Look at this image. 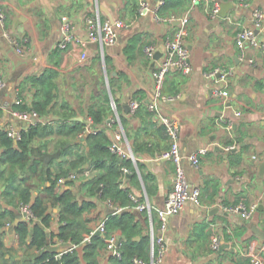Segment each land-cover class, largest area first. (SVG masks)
Wrapping results in <instances>:
<instances>
[{
  "label": "crops",
  "instance_id": "1",
  "mask_svg": "<svg viewBox=\"0 0 264 264\" xmlns=\"http://www.w3.org/2000/svg\"><path fill=\"white\" fill-rule=\"evenodd\" d=\"M147 1L153 9L158 8L160 0ZM176 1L161 13L188 16L184 41L190 50L191 71L182 74L170 70L163 87L170 99H157V105L179 122L180 163L188 181L199 185L201 192L197 202L188 200L168 217L166 253L161 264H250L248 254L258 252L264 244V27L256 30L261 46L242 57L235 36L253 23L254 10L264 13V0ZM215 3L219 10L212 17ZM0 12V79L4 81L0 87V132L9 125H26L13 111L31 103L36 90L31 77L54 68L58 72L55 109L66 99L81 118L90 103H107L108 95L111 115L126 119L124 125L121 121L107 124L106 118L110 137L121 127L125 133L123 143L127 148V142L132 150L136 131V182L129 171L122 184L136 195H146L154 208L162 207L175 173L171 160L158 157L159 151L168 147L165 129L153 115L148 117L151 122L144 120V109L140 111L142 116L134 115L135 111H127L124 105L132 99L140 103L154 99L152 71L161 57L164 40L179 26L178 22L159 21L153 12L140 15L138 0H0ZM93 14L103 20L122 19L127 26L118 30L112 42L89 39L86 17ZM65 21L73 38L62 48ZM5 31L19 40L23 53L8 41ZM148 44L154 45L152 56L144 50ZM216 67L230 69L231 73L225 80L205 75ZM221 88L228 95H219ZM16 96L23 103L16 104ZM45 118L53 121L50 116ZM222 118L233 121L231 130ZM100 126L91 123L93 130ZM3 149L0 145V155ZM200 149L205 151L194 166L189 156ZM81 178L77 175L74 189ZM37 189H31L32 195ZM11 194L17 195L15 190L4 194L0 181V202L12 209L7 202ZM77 194L78 200L83 198ZM253 202L257 206L248 218L225 208L237 204L248 207ZM49 209L52 219L47 231L56 232L58 208ZM108 211L109 207L101 202L84 216L92 228ZM134 213L144 234H148L150 215L155 223L158 221L155 209L150 215L146 210ZM16 216L17 221L22 214L17 212ZM213 233L221 236L216 250L211 248ZM0 240V252H6L0 255V264H23L28 250L19 243L10 220L0 228ZM70 245L60 240L52 244L57 250ZM108 256L104 246L98 254L99 264H106Z\"/></svg>",
  "mask_w": 264,
  "mask_h": 264
},
{
  "label": "trees",
  "instance_id": "2",
  "mask_svg": "<svg viewBox=\"0 0 264 264\" xmlns=\"http://www.w3.org/2000/svg\"><path fill=\"white\" fill-rule=\"evenodd\" d=\"M175 3L176 0H164L158 12L161 13ZM57 75L54 68H48L38 76H32L31 80L36 85L34 97L30 104L19 106L20 110L33 109L41 117L50 116L53 121L26 124L17 140L8 136L6 131L0 132V145L4 147L0 155V181L4 184V194L7 195L12 190L17 193L11 194L12 198L7 201L13 206L12 209L0 202V228L8 220L13 223L19 243L28 250L22 260L23 264H99L98 254L106 245L105 236L109 232H116L121 239L120 255L109 254L106 264H134L135 256L149 261L150 238L142 231L132 208H124L117 213L108 211L106 232H94L88 240L84 239L85 234L92 229L84 212L94 210L105 199L123 206L132 205L130 193L133 191L122 184V179L126 176L122 167L133 173L131 179L134 182L136 171L130 157H123L110 149L111 137L105 125L106 118L112 113L108 95L105 96L107 103L92 102L85 115L77 118L78 113L66 99L55 109ZM142 109L143 119L148 120L152 112L144 102L140 103L134 115L142 116ZM86 116L91 119L92 124L102 126L79 136L86 125ZM120 121L126 125L123 116ZM148 121L151 122V119ZM131 147L136 155V150L139 149L136 131ZM56 149H60L59 158L52 159L48 167L44 168L38 156L44 151ZM138 166H141L139 162ZM87 168L92 173L84 176L83 172ZM70 172L82 176L76 189L73 188L75 179L68 178ZM60 176H64L66 181L57 189ZM34 186L38 187V192L32 195L31 189ZM77 192L83 195L82 199L78 200ZM22 203L29 205L34 217L26 219L21 216L16 221L17 212L21 215L19 208ZM49 206L58 208L59 220L57 231L50 233L47 231L52 219ZM54 240L69 241L76 246L72 250L68 247L57 250L52 246ZM5 253L1 251L0 255Z\"/></svg>",
  "mask_w": 264,
  "mask_h": 264
},
{
  "label": "built area",
  "instance_id": "3",
  "mask_svg": "<svg viewBox=\"0 0 264 264\" xmlns=\"http://www.w3.org/2000/svg\"><path fill=\"white\" fill-rule=\"evenodd\" d=\"M194 3H197L200 0H192ZM164 3V0H160L158 4V8L161 4ZM158 8L153 9L147 0H138V13L140 15H144L150 12H153L154 17L159 21H166L169 23L177 21L179 26H176L173 33L168 35L164 40L163 50L161 57L152 71V77L154 80V99L148 101L146 106L152 112V115L156 117L157 122L162 125L165 129L168 147L159 151L158 157L169 159L175 165V173L172 178L171 188L168 190L165 198V202L162 207L154 208L152 206L145 195H136V193L131 192L130 198L132 201V205L123 206L119 203L112 201L111 199H105L104 204L109 207V211L117 213L122 211L124 208H132L134 210H146L149 215L155 209L158 221L155 223L153 218L149 217V230L148 235L150 238L149 242V261H146L142 257L135 256L133 258L134 264H161L163 261L164 255L166 253V243L164 239V232L167 227L168 217L180 211L183 206L186 204L188 200L198 201L200 196V187L197 184H192L186 178L183 167L181 166V152L179 148V129L180 124L177 119L173 116H170L160 110L157 105V99L168 100L170 96H167L164 91V80L166 74L170 70H177L182 74H187L191 71V64L189 61L190 50L184 41V36L186 35L187 25L189 22V18L187 15L179 16L178 14L171 12L169 14H161L158 12ZM219 10V4L215 3L211 9L212 17H215ZM3 18V14L0 12V19ZM65 18V17H64ZM87 24V36L92 40H99L100 42H112L115 38L118 30L127 26L126 22L122 19H101L98 14H93L86 17ZM264 27V13L256 9L253 11V23L251 25L243 27L239 30L235 36V43L240 51V57L244 56L248 50H255L261 46L258 41L256 30L257 28ZM63 30L66 31L64 33V38L60 42V47H65L67 42H69L73 35L69 33V24L67 21L63 22L62 25ZM5 37L16 46L18 52H24V48L16 37L10 35L9 32H4ZM145 52L152 56L154 52V45L148 44L144 47ZM252 52V51H251ZM231 73L230 69H222L219 67L213 68L208 73H205L206 76L212 77L216 76V80H225L228 74ZM4 85V81L0 79V87ZM219 95L226 96L228 95V91L225 89H219ZM14 102L16 104L23 103L21 97L16 96ZM140 102L136 99H132L129 102V106L132 112H134ZM14 114L24 121V123H35V122H45L48 121L47 118L41 117L35 110L27 109L20 110L16 109L13 111ZM240 112L236 111V115H239ZM86 125L84 129L79 133V136H83L85 133L93 130L91 127V119L89 117L84 118ZM120 118L118 114L116 116H110L107 119V124L111 122H119ZM222 122L224 126L231 130L233 128V121L222 118ZM22 128L8 126L5 131L8 136L17 140L21 136ZM122 131V132H121ZM122 135H125L124 131L120 127L112 136L110 141V149L117 152L123 157H130L133 162H136V158L128 146L125 147ZM233 147V145H229L228 148ZM205 149H200L198 152L191 154L190 161L192 165L197 166L199 163V155L204 153ZM125 171V175L129 173L126 167H122ZM90 168L84 170L83 175L89 176ZM68 178L76 179L77 176L75 173L70 172L68 174ZM66 179L64 176H60L57 181V189H60ZM257 206L256 202L251 203L248 207H245L243 204L226 206L225 208L229 211H239L242 216L245 218L250 217L252 212L255 210ZM20 212L22 214V218L30 219L33 218L34 215L28 204L22 203L20 204ZM107 220V215L101 217L96 221L95 225L92 227L90 233L85 234L84 239L88 240L91 233H96L98 230L100 233L106 232L105 221ZM106 241V249L109 254L119 256L120 250L119 246L121 244V239L116 232H109L105 236ZM221 236L218 233H213L211 236V248L216 250L220 246ZM76 245H70L68 248L72 250ZM250 259V264H264V244L259 247L258 252H251L248 254Z\"/></svg>",
  "mask_w": 264,
  "mask_h": 264
},
{
  "label": "water",
  "instance_id": "4",
  "mask_svg": "<svg viewBox=\"0 0 264 264\" xmlns=\"http://www.w3.org/2000/svg\"><path fill=\"white\" fill-rule=\"evenodd\" d=\"M219 13H220V12H219ZM124 108H125L127 111H130V110H131L129 104H125V105H124ZM60 153H61V152H60V149H56V150H54V151H44L42 154H40V155L38 156V158L42 161L44 168H47L48 165H49V163H50V161H51L52 159H58V158H59ZM127 175H130V174L128 173ZM98 189H99V188H98ZM96 233L98 234V233H100V232L97 230ZM136 238L138 239L139 237L137 236Z\"/></svg>",
  "mask_w": 264,
  "mask_h": 264
}]
</instances>
